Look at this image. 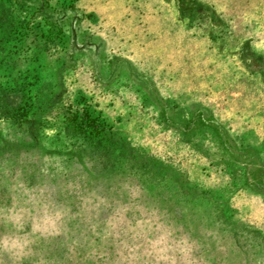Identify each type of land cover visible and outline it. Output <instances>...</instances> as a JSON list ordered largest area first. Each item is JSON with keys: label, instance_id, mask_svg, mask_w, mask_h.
Returning a JSON list of instances; mask_svg holds the SVG:
<instances>
[{"label": "rangeland", "instance_id": "1", "mask_svg": "<svg viewBox=\"0 0 264 264\" xmlns=\"http://www.w3.org/2000/svg\"><path fill=\"white\" fill-rule=\"evenodd\" d=\"M10 1L0 34L30 24L33 39L35 20ZM50 2L69 66L53 97L30 71L24 118L12 115L22 95L4 92L22 75L0 53V209L31 212L30 193L64 214L61 234L37 240L23 264H95L107 252L109 264H264V0ZM44 62L48 83L55 60ZM66 103L87 104L109 138L62 123ZM31 222L26 213L25 232ZM182 239L187 255L174 250Z\"/></svg>", "mask_w": 264, "mask_h": 264}, {"label": "trees", "instance_id": "2", "mask_svg": "<svg viewBox=\"0 0 264 264\" xmlns=\"http://www.w3.org/2000/svg\"><path fill=\"white\" fill-rule=\"evenodd\" d=\"M28 1V0H27ZM35 3L33 5L29 2H25L27 4H22V1L19 2V0H11L9 4L12 5V8L15 11L25 12L26 14L24 17H26L27 20H30V23H33V20H35V24L39 27L38 34L34 31L33 39H29V41H26L27 34H30L31 30H35L33 26L29 24L28 27H21V29L16 28H10L5 32H1L0 36V53L3 55L2 52L5 53L3 57V61H5L4 68H7L10 70V72L15 73L14 78L16 79V72L17 74L22 75V81H18V84L15 86L17 88H8L4 92L5 93H12V94H21L22 95V104L16 106L15 113H12L13 117L15 116H22L23 118L26 116L27 112L25 109H28L29 107L26 104V92L27 87H25L26 84V77H28V74L30 71L37 76V78L41 81V86H43V94L47 91L52 94L53 97V87L52 82L55 86L56 79L53 78L54 75H57L60 68H67V62L63 59L66 57L67 52H69L68 48L66 47L67 41H68V34L65 32L63 27V21L62 18L59 20L56 16H54V13H51L50 10L53 11V8H51V2L50 0H42V3H38L39 1L34 0ZM41 4L45 7L44 10L41 12L43 14H40L39 16L35 15L36 6L35 4ZM71 6L73 3H69ZM69 4H57L61 8L64 9V6ZM21 5V6H20ZM70 6V7H71ZM41 10V9H39ZM38 10V11H39ZM14 11L13 17L19 16ZM55 17H53V16ZM3 16L0 15V21L2 20ZM13 29V30H12ZM17 34H16V33ZM26 33V34H25ZM3 34V35H2ZM22 35V36H20ZM16 36V38H15ZM8 37L10 39L7 41ZM15 40V42H14ZM32 41V43H30ZM7 42V44H6ZM29 42V44H28ZM36 42L41 43L42 48L34 49ZM50 45H54L52 48ZM52 53H50V51ZM50 54V57H46L43 55L44 52H48ZM52 57L53 61L55 60L54 64L47 66L53 70L52 78L49 80L48 83H46V76L48 73L45 71L44 67V61H49ZM74 57L71 55V59ZM34 61V63H32ZM17 63V64H13ZM60 65V66H59ZM30 66V69L28 67ZM54 66V67H53ZM71 67V65H70ZM1 69V68H0ZM32 69L34 71H32ZM51 69L48 72H52ZM1 76V74H0ZM59 77V74H58ZM1 80V79H0ZM50 87V88H48ZM57 90V88L55 87ZM49 94V93H48ZM50 95V94H49ZM51 97V98H52ZM49 98V100L51 99ZM76 103V102H75ZM64 112L62 113V119L64 124L69 125L75 130H78L82 133H86L87 135H92L97 137L99 140H106L109 138L111 127L107 125L106 123H103L102 121H98L97 118L94 116H91L90 112L88 111L87 104H79L80 108H77L76 110H72L71 103L64 104ZM104 247V246H102ZM108 247V246H106ZM112 258L111 255H109V252L104 253L95 261V264H109L107 259ZM75 258L70 257L69 260H64L62 262H50V264H77ZM122 264H124L122 262Z\"/></svg>", "mask_w": 264, "mask_h": 264}, {"label": "clouds", "instance_id": "3", "mask_svg": "<svg viewBox=\"0 0 264 264\" xmlns=\"http://www.w3.org/2000/svg\"><path fill=\"white\" fill-rule=\"evenodd\" d=\"M29 202L33 205L31 212L25 210L0 209V221L7 226V231L0 235V261L7 260L8 264H23L31 256L32 245L41 238L60 235L64 223L62 211L52 204L41 203L39 195L27 194ZM135 195V194H134ZM31 216V231L25 232V214ZM151 227V222H148ZM115 226V225H113ZM162 227V226H159ZM171 233L160 236L156 244L163 245L161 252L169 251L172 246L168 242ZM187 255L191 245L187 239H182L175 245V249Z\"/></svg>", "mask_w": 264, "mask_h": 264}, {"label": "crops", "instance_id": "4", "mask_svg": "<svg viewBox=\"0 0 264 264\" xmlns=\"http://www.w3.org/2000/svg\"><path fill=\"white\" fill-rule=\"evenodd\" d=\"M71 8L72 9H70L73 13L74 12H76V13H82L83 15V17H85V19H86V17H87V14L88 13H90V12H87L86 10H84V9H82V8H80V7H78L75 3L71 6ZM87 13V14H86ZM91 14V13H90ZM80 21H81V19H80ZM79 29H80V27H79ZM81 30H79V32H80Z\"/></svg>", "mask_w": 264, "mask_h": 264}]
</instances>
